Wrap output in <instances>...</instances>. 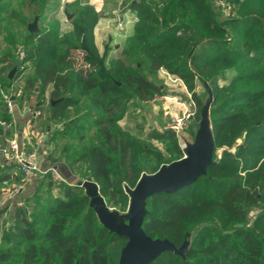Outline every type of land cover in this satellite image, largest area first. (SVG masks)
<instances>
[{
  "label": "trees",
  "instance_id": "16d2710c",
  "mask_svg": "<svg viewBox=\"0 0 264 264\" xmlns=\"http://www.w3.org/2000/svg\"><path fill=\"white\" fill-rule=\"evenodd\" d=\"M47 1L18 0L13 8L9 0H0V30L3 22L24 28V56L18 60L19 44L5 26L0 120L11 125L3 94L24 73L23 98L33 95L34 105L49 120L58 122L60 115L67 119L58 136L75 145L61 148L65 162L85 164V178L98 184L106 204L122 209L129 201L125 189L163 163L159 151L135 140L119 124L129 102L163 94L155 82L159 69L180 78L192 94L197 79L208 83L209 111L216 115L211 125L214 150L220 144L236 150H223L193 183L147 198L142 227L153 238H167L178 246L189 230L202 225L184 257L166 251L150 264H264V0H225L243 14L218 24L207 0H121L140 17L118 55L108 59L94 42L99 12L81 7L83 0L65 3L66 12L74 16L73 29L64 36H59L57 22L29 32L27 21L41 14ZM23 7L30 9V16L23 15ZM250 31L260 37L248 38ZM79 56L83 58L78 62ZM23 62L9 78V71ZM227 69L235 74L219 86ZM54 100L59 102L52 105ZM242 131L243 141L235 145ZM149 136L171 140L174 132L151 130ZM40 185L32 192L30 210L17 206L12 223L0 226V264H116L126 238L100 224L85 194L73 196L78 186L62 182L60 194L41 198ZM253 207L256 214L245 226L246 208Z\"/></svg>",
  "mask_w": 264,
  "mask_h": 264
},
{
  "label": "rangeland",
  "instance_id": "374dc122",
  "mask_svg": "<svg viewBox=\"0 0 264 264\" xmlns=\"http://www.w3.org/2000/svg\"><path fill=\"white\" fill-rule=\"evenodd\" d=\"M10 7L16 8L18 0H9ZM71 0H48L44 10L41 14L37 16V27L42 28L44 26H49L55 24L56 22L59 24L58 33L59 36H64L68 32L72 31L73 25L71 21V17L74 16L73 13L70 18H68L64 14V6L65 3ZM210 5V9L213 12V17L216 19L217 24L224 21V19L228 17H233L234 19L240 18L243 12L241 10L235 9L231 10L232 6L228 1L225 0H207ZM121 0H83L81 3V7L83 6H93L96 12H99L100 17L93 29L94 34V42L98 48L99 54L104 56L105 59H108L110 56H117L120 49L122 48V43L124 41L125 36L131 33L133 28V23L126 26V30L119 33H116V25L118 18L124 13L126 10L123 5L120 4ZM30 9L23 7V15L26 14L30 16ZM131 14L136 15V12L127 10L126 15L130 16ZM34 17V16H33ZM33 17L27 21V24L33 21ZM137 21L139 20L140 14L137 16ZM8 23H2V29L0 30V51L6 48V43L4 41L6 34V27L8 30L12 31L15 37V44H21V37L24 33V28L22 26H18L15 24L7 25ZM26 24V27H27ZM96 30V31H94ZM125 32V33H124ZM115 34V35H112ZM119 34V35H118ZM214 38L217 40H221L222 35L218 33L213 34ZM256 38L260 37L256 32H249L248 38ZM14 45L11 46L13 48ZM17 50V48H16ZM15 50V52H16ZM211 52H213V48H210ZM82 56L78 57V62L82 60ZM122 59L127 60L128 56L123 55ZM170 77L168 80L167 74ZM235 72L232 69H227L224 73V78L218 81L219 86H223V84L234 76ZM24 73H20L19 77L14 79L13 85L5 92V95H12L15 93V90L19 86L18 84H22V78ZM158 79L155 80L157 84L160 85L163 90L162 95L154 96L153 98L147 101H141L134 99L129 102L127 107V111L124 116L119 120V124L127 129L130 132V136L135 140H141L147 145L159 151V153L163 156V163L166 159H173L181 155L184 156V148L186 143H190L193 141L198 121L200 118V112L208 99L207 93L204 94L205 84L209 86L210 91L211 87L208 83H205L199 79L196 80L194 94L188 92L183 81L178 78L176 75H172L168 73L164 69H159L157 72ZM22 86V85H21ZM33 95L30 100H26L27 102L33 101ZM46 99V98H45ZM47 100V99H46ZM22 99V103L26 102ZM46 104V103H45ZM2 102L0 101V107H2ZM211 107V106H210ZM209 107V109H210ZM42 112V110H41ZM1 114V111H0ZM216 115L208 112V119L210 127L213 124V119ZM72 116L71 118H74ZM58 122L56 120H46L44 116L40 115L38 119L35 121V131L33 134V138L37 141L38 145H44L43 141L48 142V148L45 150L46 154V168L42 169L44 173L35 174L34 179H31L28 184H22L20 182L23 178V174L20 172L17 165L15 166V170H11L7 166L4 168H0V177L4 175H12L15 178H18L20 181L15 183L21 187V191L17 192L15 195L8 197L5 195L6 191H10L13 188V183L11 181H5L6 183L0 182V226H6L13 221V213L17 206H23L26 210H30L32 205L35 202L34 197H32V192L36 188L37 184H41L38 191L39 196L45 197L47 194L58 195L60 194V185L65 184H79L83 179H86V169L85 164L78 162L73 166H69L67 162L63 159L61 148L66 145L69 146L71 144L72 147L75 144L70 142L69 140H62L59 138L58 132L62 129L63 125L67 121L63 115H60ZM46 122L49 123V126L46 125ZM5 123V122H4ZM240 127L234 129L235 133L239 130ZM151 130H156L157 132H162L164 130H172L174 132V137L171 140H162L154 138L153 136H149V132ZM11 130L9 125H3V121L0 120V133H2L5 137H9ZM55 132H57L55 134ZM77 134V133H76ZM245 136V131L240 133V137L235 140V145L241 143ZM221 142H225V138L220 139ZM30 150V148H27ZM223 150L230 151L234 153L236 150L235 146L228 147L225 144H220V146L216 147L214 150V161L215 159L220 158ZM49 154H51L52 159L49 158ZM39 155V153H38ZM44 156V155H43ZM248 155L245 154L244 157ZM180 157V158H181ZM179 159V158H178ZM173 161V160H172ZM239 165L242 166L243 160L238 159ZM171 162V161H170ZM162 163V164H163ZM50 164V165H49ZM57 164L58 168H61L63 172H59L58 175L61 178L54 179V173H52L53 168L51 165ZM14 172V173H13ZM149 173V172H144ZM62 180V181H61ZM46 184L51 185L50 189L46 190ZM23 188V190H22ZM63 189V187H61ZM73 196H81L84 194L83 188L78 186V188L74 191ZM27 198V201L25 200ZM128 206V205H127ZM111 210L119 214L120 216L125 218L127 207L119 209L114 206H109ZM246 218L242 222L243 225L249 226L254 215L256 214V209L253 207L251 209L246 208ZM191 221H189L190 223ZM201 224L193 227L186 233L187 237V247L194 237L198 236L200 232ZM202 234V233H200Z\"/></svg>",
  "mask_w": 264,
  "mask_h": 264
},
{
  "label": "water",
  "instance_id": "95a60500",
  "mask_svg": "<svg viewBox=\"0 0 264 264\" xmlns=\"http://www.w3.org/2000/svg\"><path fill=\"white\" fill-rule=\"evenodd\" d=\"M64 14L70 18L64 9ZM29 32H37V16L27 24ZM17 66L13 67L8 77L11 78ZM208 99L203 105L193 141L186 143L184 156L169 163H163L153 173H142L134 187L126 188L129 196L125 218L111 210L99 192L98 184L92 179H83L77 186L88 197V206L94 211L100 224L109 232L126 238L120 249L116 264H150L166 251L184 257L187 252V238L180 245H175L167 238H153L146 234L142 224L147 213V198L157 193H173L187 186L206 173L213 160L214 141L208 119L209 106L212 101L208 85H204ZM59 100L51 101L54 105ZM49 118V116H47ZM10 176L0 177V182ZM78 264V262H75Z\"/></svg>",
  "mask_w": 264,
  "mask_h": 264
},
{
  "label": "built area",
  "instance_id": "2783aa9c",
  "mask_svg": "<svg viewBox=\"0 0 264 264\" xmlns=\"http://www.w3.org/2000/svg\"><path fill=\"white\" fill-rule=\"evenodd\" d=\"M131 10L130 8H126L124 10L123 14L120 18L117 20L116 25V33H121L126 30V26L131 23L137 22L136 15L131 14L130 16L126 15V11ZM133 11V10H131ZM125 33V32H124ZM118 34V35H119ZM115 35V34H112ZM126 36V35H124ZM17 58L20 60L24 56V52L21 49V46L17 47L16 50ZM26 62L18 63L17 67L20 68L24 66ZM19 86L15 90L14 96H20L22 93V86L18 84ZM12 95V96H13ZM11 95H5L3 94V102L5 103L9 114L11 115V118H14L13 114V102L11 100ZM28 115L25 118V120L22 123V130L21 135L14 134L10 139H8L4 144L0 146V153L2 156L6 159L7 162L17 165L20 172L23 174V178L20 182L22 184H28V182L31 179H34L35 174H42L44 172H41L38 170V152L35 147H30L29 145H32V136L34 134L33 132V121L42 115L41 109L37 108L34 104L32 106H29L27 108ZM54 173V179L60 178L58 175L55 174L54 170L52 171ZM61 179V178H60ZM3 183H6L3 181ZM21 191V187L18 186V184L13 185V188L10 191H6L5 195L8 197H11L12 195H15L17 192Z\"/></svg>",
  "mask_w": 264,
  "mask_h": 264
},
{
  "label": "crops",
  "instance_id": "0c3cea01",
  "mask_svg": "<svg viewBox=\"0 0 264 264\" xmlns=\"http://www.w3.org/2000/svg\"><path fill=\"white\" fill-rule=\"evenodd\" d=\"M95 29H96V27H95ZM94 31H96V30H94ZM164 73L167 74L166 72H164ZM167 75H168L167 76L168 80H170L169 79L170 77H173V76H170L169 74H167ZM12 95H11L10 98H11V100L13 102V105H14L13 106V109H12L13 110V114H14V118L12 119L10 117V119H11L10 120L11 121V125L9 123H7L6 121H3V125H7V124L9 125V128H10L11 132L9 134V137H5L2 133H0V146L2 144H4L8 139H10L14 134L21 135L22 123H23V121L25 120V118L28 115L27 108L29 106H32L34 104L33 101L27 102L28 100H30L31 97L28 98V99H25V98H23V96H22L23 94L22 93H21L20 96H14V95L12 96ZM22 99L24 101H26V100L27 101L24 102V103H22ZM47 116H48V114H46L44 116V118L46 120L49 119V118H47ZM35 121L36 120L33 121V126H32L33 127V132L35 131V128H36L35 127L36 126L35 125ZM46 125L49 126V123L46 122ZM43 143H44V145H42V146L41 145H38L37 141H35V138H33V136H32V145H29L28 146L29 148L30 147H35L36 150H37V152L39 153V155H38V170L41 171V172H43L42 169L46 168L47 160H46V157L45 156H46L47 153L45 152V150H47V148L49 146L48 145V142L43 141ZM4 166H7L11 170H15L16 169L15 166L13 164L7 162L6 159L0 153V168H4ZM51 166H52V168H53V170H54V172H55L56 175H58V169H59V172H63L61 170V168H58V165L57 164H54V165H51ZM7 181H11L13 183V185H14L15 183H17L20 180L18 178L13 177L12 175H10V177L7 179ZM22 190H23V188H22Z\"/></svg>",
  "mask_w": 264,
  "mask_h": 264
}]
</instances>
